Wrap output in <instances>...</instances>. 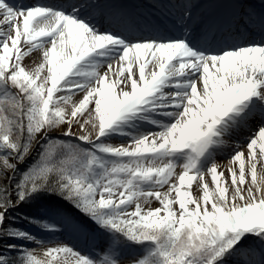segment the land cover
Segmentation results:
<instances>
[{
  "label": "snow or ice",
  "instance_id": "snow-or-ice-1",
  "mask_svg": "<svg viewBox=\"0 0 264 264\" xmlns=\"http://www.w3.org/2000/svg\"><path fill=\"white\" fill-rule=\"evenodd\" d=\"M0 264H264V0H0Z\"/></svg>",
  "mask_w": 264,
  "mask_h": 264
},
{
  "label": "rangeland",
  "instance_id": "rangeland-1",
  "mask_svg": "<svg viewBox=\"0 0 264 264\" xmlns=\"http://www.w3.org/2000/svg\"><path fill=\"white\" fill-rule=\"evenodd\" d=\"M42 52H40V50H36L33 53H31L28 57H25V59L23 60V65L27 68V69H33L39 62L42 61ZM75 131V129H74ZM114 143H118L119 141H113ZM159 203L157 201L154 200L153 198V202L151 204V207L155 208L158 207ZM45 239H49V237H44ZM54 239L56 240H61L65 243L71 242L73 244H77L79 248L84 249V245L80 244L78 241H76V239L74 237H55ZM51 246V245H48ZM34 248V247H32ZM35 249H37V252H39V247H35ZM39 254V253H38Z\"/></svg>",
  "mask_w": 264,
  "mask_h": 264
},
{
  "label": "bare ground",
  "instance_id": "bare-ground-1",
  "mask_svg": "<svg viewBox=\"0 0 264 264\" xmlns=\"http://www.w3.org/2000/svg\"><path fill=\"white\" fill-rule=\"evenodd\" d=\"M54 1V0H53ZM24 2L25 3H27L28 1L27 0H24ZM32 2H34V0L32 1ZM29 3V2H28ZM41 52V51H40ZM42 54V53H41ZM74 99H79V96H77V97H74ZM76 130V129H75ZM229 156H230V154H229ZM217 163L218 164H220L221 166H223V165H225V164H228V159H226L223 155H221V156H218L217 157ZM181 171V169L180 168H177V172H180ZM218 171H219V169H218ZM258 171H259V166H258ZM205 179L209 182V185H210V187H212V183H211V178H210V176H205ZM223 179H226V180H228L229 182H230V173L227 171V170H224V177H223ZM246 180L248 181V182H250V177H246ZM247 185H245V186H242V187H246ZM230 192H231V189H230ZM193 195L195 196V195H199V193H197L196 192V190H195V182H194V186H193ZM40 255H42V250L40 249L39 250V252H38Z\"/></svg>",
  "mask_w": 264,
  "mask_h": 264
}]
</instances>
